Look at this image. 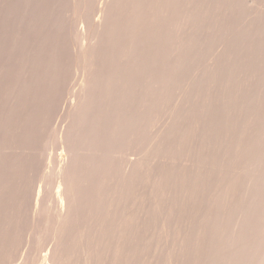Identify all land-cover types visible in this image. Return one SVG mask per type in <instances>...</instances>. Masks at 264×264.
Returning a JSON list of instances; mask_svg holds the SVG:
<instances>
[{
	"label": "bare ground",
	"instance_id": "6f19581e",
	"mask_svg": "<svg viewBox=\"0 0 264 264\" xmlns=\"http://www.w3.org/2000/svg\"><path fill=\"white\" fill-rule=\"evenodd\" d=\"M67 3L86 23V29L77 33V41H86L78 50L66 40L63 0H0V249L15 226V212L17 218L24 206L29 178L45 163L38 154L43 125L56 114L65 117L63 127L50 135H57L53 137L60 150L51 161V180L48 187L38 186L30 210L32 219L43 214L48 219L43 208L48 202L55 214L51 236L58 241L40 262L35 259L37 264H65L69 244L65 241L74 235L69 231L75 229L78 236L80 223L90 215L95 227L91 241L97 240L102 214L123 200L122 192L143 170L141 162L130 161L121 173L123 182L121 177L116 181L112 150L121 140L126 144L134 139L153 100L166 92V68L183 66L185 26L195 7V0ZM235 3L227 0L224 7ZM238 36L240 42L237 38L229 49V67L223 66L229 72L226 83L220 85L222 91L215 86L207 112L210 141L196 136L199 155L192 164L196 173L182 175L181 210L194 218L185 217L182 224L184 264H264V9ZM235 45L242 49L241 62L235 60ZM68 66L75 78L80 74L74 90L71 75L65 74ZM68 94L69 106L59 112ZM205 115L200 110L198 119ZM171 133L157 140L156 147L167 144ZM49 170L40 183L48 179ZM147 172L146 182H161L155 168L150 166ZM48 190H54L49 198ZM129 216L121 217L115 228L117 244L128 238ZM6 219L12 220L8 221L12 228H7Z\"/></svg>",
	"mask_w": 264,
	"mask_h": 264
},
{
	"label": "rangeland",
	"instance_id": "374dc122",
	"mask_svg": "<svg viewBox=\"0 0 264 264\" xmlns=\"http://www.w3.org/2000/svg\"><path fill=\"white\" fill-rule=\"evenodd\" d=\"M195 3L192 5L195 6L193 7L194 12L191 18L189 17L190 24L187 23L185 26L187 29L185 28L186 38L184 46H182V54L185 56L183 66L179 69L173 66L166 68L168 79L166 92L161 99L153 100V109L148 120L146 119L142 129L140 128L136 132L131 142L125 144L126 141L121 140L120 145L117 143V146L112 150L111 157L114 168L115 171L118 170L116 171L117 175L115 172L114 179L116 181L121 177V182H123L121 173L130 161L138 165L141 162L143 170L134 176L132 185L128 184L130 190L126 189L122 192L124 193L122 194L123 200L120 199L107 215H105L106 213L102 214L104 216L102 218L103 225L99 231L100 234L97 235V240L95 238L91 241L95 229L94 218L91 215L80 223L78 236L75 229L70 230L73 233L69 231L68 234L74 235L65 241V243L69 242L65 245V251L68 253H64L65 264H87V260L90 261V259H92L90 264H184L183 257L186 256V249L184 250L180 245L182 224L185 217L187 220H194V218L185 215L181 210L180 199L184 189L183 171L185 174L191 171L194 175L196 173V169H193L192 166L195 163V158L199 155V145L195 147L196 136L198 139L201 134L198 140L204 137L206 139L204 142L210 141L212 125L211 117L207 112L211 111V104L217 93L215 88L222 91L220 87L226 83L229 72H226L227 68L224 69L223 66L229 67L228 62H231L230 58L228 59L230 46H234L237 38L240 42L239 32L249 21H255L264 9V0H236L234 6L227 9L224 7L227 0H195ZM63 4H65L62 5V14L64 15L63 20L66 21H64L66 40L69 47L72 44L74 46L72 48L78 50L79 46L86 41L82 39L77 41V33L82 28L86 29V23L83 22L81 12L73 10L67 0L66 2L63 0ZM222 11L226 12L222 13ZM88 12V15L92 16L90 10ZM240 49L237 47V58L235 59L237 62H241L242 58V49ZM78 71L80 72V69ZM65 74L71 75L69 85L70 89L74 90L77 87L80 74H77L75 78L74 69L70 66L65 68ZM201 80L202 83H198ZM68 96L69 94L64 99L65 103L63 100L59 106V112H61V107L66 109L69 106L72 97ZM225 96L223 95V98ZM183 109L184 111H182ZM200 110L206 112V115L202 117L204 119H198ZM64 120V116L59 119L56 114L43 125L45 129L42 133L38 154L39 160H44L45 163L36 169L32 178H29L30 191H28L24 206L17 214V218L16 212L14 214L15 226L9 231L10 238H6L5 244L0 249V264H37L36 261L39 259L40 262L43 254L46 255L58 241L57 238L51 236L54 233L52 230L55 231V222L52 220L55 215L53 207L48 205V202L43 207L48 210V219L50 216L52 217L49 220L45 218V214L32 219L31 209L35 205L34 198H36L35 193L38 186L48 187L49 182L47 181L51 180L50 177L54 171L51 161L59 156L60 150L56 140L57 135H53L56 136V139L50 135L57 128L60 130L63 127ZM170 132L175 134L171 133L172 136H169L168 140H170H167V144L165 142L156 147L157 140L160 142L161 137ZM56 141L57 143H55ZM44 165H46V169L43 167ZM150 166L159 172L161 182H146ZM42 169L44 170L42 171ZM47 170H49L46 173L48 179H44L43 183H40L43 172H47ZM53 192L54 190H48V195H45L49 198ZM30 198L31 200H29ZM104 198L106 199L105 194ZM101 210L105 212L102 208ZM127 213L130 215V223L126 229L129 231V235H127L128 238L122 239L117 244L115 228L117 226L119 228L121 217ZM10 215L12 217V212ZM45 220L49 223H46ZM8 221L12 220L6 219L7 223ZM7 228H12L11 223H8ZM81 240L82 242H79ZM53 243L55 245H52Z\"/></svg>",
	"mask_w": 264,
	"mask_h": 264
}]
</instances>
